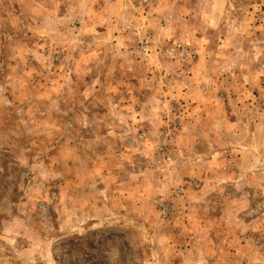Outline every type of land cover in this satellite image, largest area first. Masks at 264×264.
I'll return each instance as SVG.
<instances>
[{"label":"rangeland","instance_id":"rangeland-1","mask_svg":"<svg viewBox=\"0 0 264 264\" xmlns=\"http://www.w3.org/2000/svg\"><path fill=\"white\" fill-rule=\"evenodd\" d=\"M0 264H264V0H0Z\"/></svg>","mask_w":264,"mask_h":264}]
</instances>
